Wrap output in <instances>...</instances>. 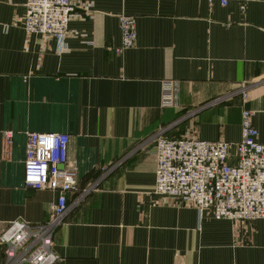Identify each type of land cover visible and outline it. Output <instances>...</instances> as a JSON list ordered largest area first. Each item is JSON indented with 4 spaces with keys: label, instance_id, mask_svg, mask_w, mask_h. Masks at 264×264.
Returning a JSON list of instances; mask_svg holds the SVG:
<instances>
[{
    "label": "crops",
    "instance_id": "obj_1",
    "mask_svg": "<svg viewBox=\"0 0 264 264\" xmlns=\"http://www.w3.org/2000/svg\"><path fill=\"white\" fill-rule=\"evenodd\" d=\"M25 1L0 0V234L50 221L58 193L24 186L26 135L66 134L76 191L52 231L57 264H264V221L152 193L158 135L234 144L245 110L264 144V2L72 0L60 50L24 33ZM120 13L137 38L115 53Z\"/></svg>",
    "mask_w": 264,
    "mask_h": 264
},
{
    "label": "built area",
    "instance_id": "obj_2",
    "mask_svg": "<svg viewBox=\"0 0 264 264\" xmlns=\"http://www.w3.org/2000/svg\"><path fill=\"white\" fill-rule=\"evenodd\" d=\"M222 7L236 2L242 10L248 3L264 0H207ZM76 4L72 0H26L21 28L27 35L55 39L65 49L68 24ZM121 45L115 53L129 50L137 38L136 19L117 15ZM168 89V88H167ZM163 104L171 106L165 91ZM252 113L242 111L240 141H204L197 137L155 138V182L152 193L195 209L235 227L264 221V144L251 124ZM10 143L11 134L5 136ZM69 136L27 133L24 186L34 191L58 193L49 205L50 221L43 224L8 223L0 234L5 264H57L52 250V231L67 210V195L76 191V175L67 165ZM233 150V154L231 152Z\"/></svg>",
    "mask_w": 264,
    "mask_h": 264
}]
</instances>
